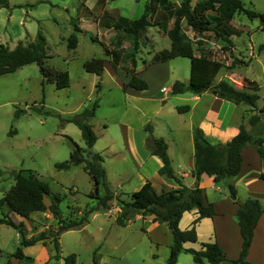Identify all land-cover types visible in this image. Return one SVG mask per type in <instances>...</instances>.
<instances>
[{
    "label": "rangeland",
    "instance_id": "374dc122",
    "mask_svg": "<svg viewBox=\"0 0 264 264\" xmlns=\"http://www.w3.org/2000/svg\"><path fill=\"white\" fill-rule=\"evenodd\" d=\"M84 1L0 0V34L3 42L13 48L19 40L26 42L33 39L40 30L50 55L47 62L56 68L68 70L70 78L68 87L58 89L54 82L43 80L35 62L0 75V197L14 182L11 170L31 169L40 179L48 182L52 193L61 197L59 207L64 218H79L85 206L96 202L94 197L87 195L93 189V180L81 165L73 164L68 169L54 166L55 162L69 158L72 141L82 148L86 147L80 129L65 119L90 106L95 100L98 105L89 120L97 134L92 150L102 155L106 179L118 199H129L130 193L138 186L141 172L139 169L137 171L135 161L123 145L122 131H130L141 154L149 142L146 125L150 126L152 134L166 142L173 168L182 164V157L192 148L188 112H178L176 109L177 106L190 104L188 97L191 92H170L171 84L176 79L188 81L190 60L178 56L148 66L143 64L153 52L166 46L165 35L172 22L152 25L147 29V36L135 54V65L141 70L140 76L147 81L148 88L137 90L142 99L132 101L113 79L110 63H107L102 76L86 72L83 68L86 59L107 58L103 44L109 47L120 45L119 65L132 67L129 58L132 45L130 36L113 28L100 34L77 33V46L72 49L67 47L66 38L73 32L74 23L80 26L83 15H86V11L83 12ZM197 1L192 0V3ZM241 1L247 9L264 12V0ZM95 2L92 14L96 18L105 7L111 16L116 17L117 13L135 19L144 13L149 0ZM148 13L151 16L152 10ZM155 17L156 12L151 21L155 22ZM87 21L84 24L89 27ZM233 23L238 34H234L230 43L212 31L195 32L184 20L182 27L194 54L211 56L223 63L217 78L228 75L236 80L234 83L237 86H241L243 78L247 77L259 85L260 100L255 111H245V105L239 106L241 116L238 115V107L229 111V120L236 122L240 116V124L250 130L249 117L253 113H260L259 109L263 107L260 104H264V28L259 17L249 19L242 12L235 14ZM140 37L139 34L138 39ZM121 73L125 82L127 74L124 71ZM260 129L259 132L264 133L262 125ZM122 167L127 172L119 176L117 171ZM148 180L154 181V178ZM214 183L217 189L206 190L209 198L229 197L228 189L222 182ZM235 187L238 197L244 200L247 185L239 182ZM161 188L166 189L160 185ZM50 198H45L46 204L50 203ZM117 204L118 201L114 199L110 210L97 209L82 226L63 231L59 235L60 257L57 260L52 256L56 252L54 243L47 241L45 252L34 250L39 257L34 258L28 253L26 255L32 257L31 260L18 261L11 254L19 245L20 235L12 226L0 223V264H36L46 254L49 255L46 262L64 264L66 256L71 253L76 256L75 264H93L94 257L98 264H164L169 248L165 243L152 239L144 227V219L137 216L140 213L130 217L127 224L118 225L115 222L119 211ZM10 216L15 221H23V230L28 237L38 234L41 229L53 228L56 223L47 210L33 212L29 218H22L13 212ZM181 258L193 263L191 253L181 252L179 260Z\"/></svg>",
    "mask_w": 264,
    "mask_h": 264
},
{
    "label": "trees",
    "instance_id": "16d2710c",
    "mask_svg": "<svg viewBox=\"0 0 264 264\" xmlns=\"http://www.w3.org/2000/svg\"><path fill=\"white\" fill-rule=\"evenodd\" d=\"M151 1V2H150ZM5 4H7L5 2ZM144 13L135 19L124 16H117L111 19L109 13H105L107 26L113 27L116 32L126 34L132 38V45L129 52L132 67L125 64L120 66V45L108 47L103 44L105 54L110 57L112 67L116 72L124 71L127 80L124 88L129 86L136 90L148 88L145 79L139 76L135 69V54L140 47L138 34L140 29L152 25H163L172 22L171 27L166 31L170 39V47L155 52L150 62H160L178 56L187 57L190 60L189 79L183 82L176 79L170 87L172 94L191 92L201 94L210 91L213 94H220L232 99L236 104L245 105V111H255L257 101L260 98L258 93L259 85L255 80L243 78L242 85L237 86L227 79H220L215 82V77L223 66V63L211 56L196 55L192 48L188 35L182 27V21L195 32L202 33L212 31L220 39L230 43V36L235 32L233 19L238 12L244 13L249 19L259 17L261 26L264 28V12H257L244 7L241 0H199L192 3V0H180L178 3L170 0H149L146 3ZM151 16H148L149 10ZM156 12V21H151L153 13ZM81 29L74 23V30L67 38V47L75 48L78 42L77 32ZM119 44V43H116ZM50 57L46 39L40 30L31 40L23 42L19 40L13 48L8 44L0 43V75L13 72L19 67L35 62L44 81L54 82L55 87L65 88L70 85L69 72L66 69H59L47 62ZM123 60V59H122ZM105 58L92 57L83 61V68L86 72L101 76L104 69ZM122 68V69H121ZM264 74V72H263ZM97 86L99 83L96 84ZM98 105L95 100L90 106L83 108L80 112L65 119L73 122L81 131L86 147H80L72 141L73 149L68 159L55 162L57 169H68L71 165H81L93 180V189L88 192L89 197L96 199L95 204L85 206L81 217H62L59 203L61 197L52 193L48 182L40 179L31 169L19 168L11 170L13 184L0 197V210L2 216L0 223L12 226L20 235L19 245L11 254L18 261L23 259L31 260L32 257L23 251L24 246L32 245L37 241L46 244L53 242L55 253L52 255L57 260L59 235L68 229L77 228L89 221L90 214L97 209L109 210L113 200L118 201V213L115 222L118 225L127 224V220L135 214L147 215L153 223H164L172 235V243L169 246V254L164 264H177V256L180 252L191 253L195 263H202L205 260L211 264H217L226 259L222 248L217 241L201 243L199 248L185 247V242H196V224L203 217H212L215 214L214 205L204 198L203 190L198 185L201 175L211 176L214 182H222L228 189L229 197L237 205L236 218L241 236V247L237 258L231 260L232 264H254L247 259L248 249L251 244L254 227L260 217L263 207L257 198L248 197L241 200L231 178L236 176L241 167V150L247 145L254 147L264 166V133L259 132L260 115L253 113L248 120L251 129L239 125L238 132L230 139L221 142H210L204 131L197 127V139L194 141V167L191 174L196 179L194 186H188L179 179L171 166L167 153V144L162 137L154 136L152 128L146 125L149 131V142L147 147L150 153L161 159V166L158 173L169 180L177 183V187L157 190L148 179L136 190L130 193L128 200L118 199L114 190L108 184L106 171L103 166L102 155L92 150L97 140V134L93 130L89 120L95 114ZM188 104L177 106L178 112L188 111ZM264 112V107L259 109ZM17 114V112H15ZM264 178V173H261ZM101 189V192H100ZM51 196L50 203L46 204L45 198ZM196 209V217L192 220L189 228L181 229L179 220L185 211ZM49 211L55 219L53 228L41 229L38 234L27 237L23 230V221H15L10 213L13 212L22 218H29L33 212ZM75 254L66 256L64 264H75ZM31 262V261H30ZM44 264H56L44 263ZM93 264H98L93 258Z\"/></svg>",
    "mask_w": 264,
    "mask_h": 264
},
{
    "label": "crops",
    "instance_id": "0c3cea01",
    "mask_svg": "<svg viewBox=\"0 0 264 264\" xmlns=\"http://www.w3.org/2000/svg\"><path fill=\"white\" fill-rule=\"evenodd\" d=\"M95 1L94 0L84 1L83 12L86 11V15H83L84 19L81 20L80 26L78 25L81 30L78 31L77 33L87 34L89 32L94 34L95 33L100 34L103 32L106 33L107 32L106 29L113 28L111 26H107L108 22L106 16L104 15L105 13H107V9L105 7L103 13L100 16H98L97 18L93 16L92 9L96 5ZM100 1L103 0H99V2ZM119 15L120 14L116 13V17ZM114 17L115 16L112 15L111 19H113ZM86 20H88L87 22L90 25L89 27H87L86 24H84ZM102 27L105 28L102 29ZM147 29H149V26L139 30V34L141 36L140 43L144 42L146 38L145 36H147ZM234 34H238V30H235V32L230 36L231 40ZM166 37H167V44L163 48L170 47V39L167 36V34L165 35V38ZM0 43H4L1 34H0ZM15 45L16 43L12 47H14ZM161 49H158L155 52ZM155 52H153V54ZM150 58L148 61H144L143 64L146 63V66H148L150 64L157 63V62L154 63L150 62ZM160 62H164V61H160ZM107 63L111 64L108 56L107 58H105L103 73H105ZM135 69L136 71H138V74L140 76L141 70H139V68L136 65H135ZM111 73L113 79L116 81L119 88L123 89L125 93L127 92L126 94L128 98H130L132 101H139L142 99L141 96H139V94L141 93H139V91H137L136 89L129 86L124 88V76L122 75V73L116 72L113 67L111 69ZM220 79H227L229 81L232 80L231 82L236 81L228 75L226 77L218 76V78L216 75V79L214 80L215 82H217ZM184 93H189V92H183L181 94ZM188 98L190 101V104H188L190 108L186 112H188L187 116L191 125L192 148L190 151H188L185 157H182L183 159L182 164L180 163L177 167L175 168L172 167V169L175 175L179 179H181L182 182L192 187L196 183L195 177H193L191 174V170L194 167L193 154L195 150L194 141L197 139L196 128L197 127L201 128L210 142L213 143L217 141L224 142L230 139L232 136H234L239 130V124H240L239 118L241 116L239 106L242 105L236 104L229 97L220 94H213L210 91H204L201 94L190 93ZM259 100L260 98L258 99L257 103L259 102ZM224 105H225V110H224ZM260 106L264 107V104L262 103L260 104ZM236 107H238L239 109L238 115L240 114V116L238 117V120H236V122H232L231 120H229V111L232 109H236ZM259 115H260V126L262 125L264 127L263 125L264 112H260ZM226 118L228 119L226 120ZM122 138H123L122 139L123 145L125 144L131 158H133V160L136 163L137 171L139 170L141 171L139 172V176H138L139 179L137 184L138 186L133 190L138 189L146 179H153V178L154 181L153 180L150 181L157 190H160V185L165 186L166 189L178 186L176 182L166 179V177L158 173V170L161 166V159L158 156L151 154L150 150L146 147V145L144 146L142 153L141 154L138 153L134 136L130 133V131L127 132L122 131ZM143 143H145L144 140ZM241 156H242V162H241L240 171L236 176L231 178V181L234 183L235 186L239 182H244L247 185L246 198L248 197L258 198V200L260 201L263 207V211L260 217L258 218V221L253 230L251 244L247 253V259L253 262L254 264H264V178L261 177V173L262 172L264 173V166L262 165L261 158L257 150L251 145H247L244 148H242ZM117 172H116L117 175L120 176L123 173L127 172V170L126 168L122 167L118 169ZM214 184H215L214 180L211 176H208L206 174L201 175L200 180L198 181V185L203 190L205 200L213 203L215 214L212 217H203L200 219V221L196 224L197 241L185 242L184 246L199 248L201 246V243L215 240L222 248L226 258L217 264H232L231 260L238 257L241 247V236L236 218L237 205L228 196L209 198L206 190L207 189L214 190L215 188L217 189V186ZM196 215H197L196 209L185 211L179 220V227L181 229L189 228L192 220L196 217ZM137 216H140L139 218L144 219L145 222L144 227L146 231L151 235V237H153L152 239L154 241H157L158 243H165V245L169 248V246L172 243V235L170 230L166 227V225L164 223H153L151 218L147 215L138 214ZM44 245L45 244H43L41 241H37L32 245L24 246L23 251L25 254L31 253L34 258H37L39 257V255H37L36 251L34 250L35 249H38L39 251L44 250L45 252ZM179 254L177 256V261H180V264H190L184 258H181L179 260ZM48 256L49 255L46 254L44 258L34 262L36 264H43L46 262ZM191 264H211V263H209L206 260L202 263H195L193 260V263Z\"/></svg>",
    "mask_w": 264,
    "mask_h": 264
}]
</instances>
